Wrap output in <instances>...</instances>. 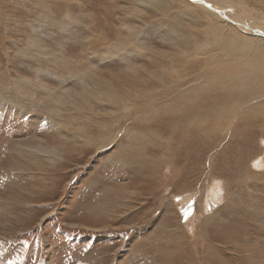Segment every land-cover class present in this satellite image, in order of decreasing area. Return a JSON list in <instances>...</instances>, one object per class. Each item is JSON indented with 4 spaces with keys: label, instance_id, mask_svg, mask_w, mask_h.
<instances>
[{
    "label": "rangeland",
    "instance_id": "1",
    "mask_svg": "<svg viewBox=\"0 0 264 264\" xmlns=\"http://www.w3.org/2000/svg\"><path fill=\"white\" fill-rule=\"evenodd\" d=\"M221 1L231 5L235 18L264 21V0ZM198 5L0 0V264H264V119L249 108L238 117L247 130L237 124V137L232 131L230 139L220 132L205 139L200 131L213 124L197 128L190 121L185 129L176 109L182 101L173 103L195 77L204 88L199 97L212 92L204 72L220 71L225 65L215 59H228H211L217 51L208 49L213 39L204 44L198 36L206 27L219 28ZM185 10L191 16H180ZM170 25L179 27V35ZM227 27L224 33L231 36L246 35ZM179 37L187 43L176 50L172 43ZM249 38L261 54L264 39ZM28 39H36L37 47L30 49ZM128 40L132 44L124 50H108ZM127 47L136 49L121 60ZM73 62L92 69L94 84L104 81L126 93L131 114L113 126L111 106L88 94L89 105L76 115L79 109L68 98L94 85L78 70L76 78L70 76ZM251 62L258 67L254 76L264 69V57L242 61ZM164 65L186 82L172 93L165 91L168 83H158ZM259 85L243 90L251 94ZM145 86L151 94L135 98ZM206 96L199 106L189 101L190 92L178 98L190 102L189 115L201 122L210 103ZM148 103H173L174 111L136 117L133 111L154 110ZM83 116L112 122L114 139H104L98 123L85 124ZM126 128L144 137L135 144L124 135ZM152 136L162 143L149 145Z\"/></svg>",
    "mask_w": 264,
    "mask_h": 264
},
{
    "label": "bare ground",
    "instance_id": "2",
    "mask_svg": "<svg viewBox=\"0 0 264 264\" xmlns=\"http://www.w3.org/2000/svg\"><path fill=\"white\" fill-rule=\"evenodd\" d=\"M191 2H193V1H191ZM193 3L199 4L198 5L199 10H200L201 14L203 15V17H205L207 20L209 19L211 22L215 23L219 27L216 31H210L209 27H206L207 29H204L203 33H201L202 36L200 34H198V36L200 38H202V40H203L202 42H204V44L209 39H211V38L213 39L214 42H212L208 46V49L211 52H213L214 50H217V51H216V54H214V57H211V59H215V57H220V56H225L228 59H227V62H224L220 58L215 59V61L219 62L220 65H222V66L225 65V67L223 69H221L220 71H215V70L211 71L209 69L206 72H204V75H205L204 79L207 80L205 85L208 84V85L214 86L215 87L213 90L214 92L213 91L208 92L209 90H207V91H205L204 94H202V97H199L198 91H199V89H202L203 87L199 88L198 82H196V79H198V78L195 77V78H193L192 81L191 80L189 81L190 83L192 82V84H189L188 87L183 89V91L179 90L180 93L177 92L178 94L174 95L173 99L175 102H173V103H175L176 106H178L177 104L181 103V101H182V103L180 105L181 107L176 108V109H179L180 112L178 110H175V111L180 113V114H177L178 118L186 119L184 122H182L183 127L185 129H186V125L188 123H190V121L197 124L196 125L197 128L200 126V123H212L213 124L212 129L201 130L200 131L201 133H199V135L204 137L205 139H208L209 137L210 138L213 137L212 135H215L218 132L224 134V137H226L228 135L227 138L230 139L232 137V135H229V133L230 132L232 133V131L234 132V137H237L238 136L237 131L234 130V128L237 124L242 128L243 131H245L249 128V127L247 128V124L243 125V121L240 120L241 118H238L239 113L241 111L246 112L247 110H249V108H251L250 110L254 111L253 115H252L254 118H256V116H258V117L261 116V119L262 120L264 119V103H260V102H264V98H263L264 97V74L262 73V72H264V69L261 71L255 70V72L257 74L254 76L253 70L256 66H253V62L249 63L247 66H246V64L242 63V61L245 63L247 59L253 58L255 56L264 57V48H262L264 46L259 47V49H260L259 51H261V54H256V52H255L256 49L253 51V49H252L253 45L251 46V42H255V41H253L249 38V36L253 35L255 37L258 36V37H261L264 39V37L261 36V34H264V21H259V20L258 21H252V19H251L250 20L251 22H249L248 20H244V19L240 20L238 18H235L234 14H232L228 11L232 8L231 5H229V3H227V2L223 3L221 0H195ZM174 13H176V12H174ZM179 14H180V16H182V15H186L187 17L191 16L190 13H188V11H186V10H185V12H181ZM247 17L245 19H247ZM200 19H203V18L201 17ZM163 20L165 21V18ZM169 21H170V19L167 22H169ZM199 23H201V22H199ZM230 24L233 25L234 27H236V29L239 30L240 32L246 34L247 36L243 35V36H237L236 37L235 35L231 36L230 34L224 33L225 30H223V29L228 28L227 25H230ZM177 27L178 26H176V25H170L169 28L171 29L170 31L176 32L179 35V30L177 29ZM204 33H206V34L203 37ZM248 34H251V35L248 36ZM130 38H132V41H134L133 36H131ZM132 41H130V40L126 41L127 44H125V42L124 43H122V42L115 43L113 46L108 47V50H110V51L111 50L122 51L125 49L126 46H128V42H131L129 44V45H131ZM256 42H260V41H256ZM27 43H28V45H29L28 47L30 49L37 47V45H38L36 39H28ZM183 43H185V44L187 43L186 39L179 37V41L178 42L175 41L172 44L174 45V47L175 46L178 47V49H176V50H180V47L182 46ZM193 43L194 42H191L190 48L194 50V54H195V56H197L196 54L198 53L199 49H197V47H193L192 46ZM194 45H195V43H194ZM188 47L189 46L185 45V48H188ZM130 48L132 50L128 48L129 51L127 52V54L125 56H121V58H120L121 60H125L127 58V56L130 54V51H134L136 49V47H134V48L130 47ZM108 50H106V51L108 52ZM182 55H184V54H182ZM184 56H186V55H184ZM195 56H194V58H195ZM197 60H198V58H197ZM193 61H194V59H193ZM209 61H211V60H209ZM207 63H209V62H207ZM196 64L199 65V62L198 61L193 62L192 65H190L189 69L187 68L188 71L189 70H195ZM64 65H65V63H64ZM80 65H82V64H80ZM182 66L184 67V65H182ZM204 66H207L206 63L204 64ZM244 66H245V68H243ZM65 67H66V65H65ZM155 68L159 69L158 65H155ZM205 68H207V67H205ZM256 68H258V67H256ZM76 70H78L77 76L78 77L86 76V78L92 82V84L94 85V88L90 89L91 91L86 90V93L78 94L81 97H79V96H76L74 98L69 97L68 100L71 101V103H69V104L71 106L75 107L77 110L79 109L78 114L75 113L78 116L80 115L81 111H85L84 106L89 105L86 102L87 98L85 95L92 94V97L95 101H98L100 103H106V104L110 105L113 112H114V113H111L110 116L116 122L113 121V123L112 122L105 123L104 119L99 121L97 118H96V120L91 121L86 116H83L84 117L83 121L85 122V124L98 123V127H100L103 132L104 131L106 132L104 139H108V140L114 139L112 136L110 137V134H112V131L114 130V128L111 129L110 124L112 123L113 126H116L118 124V122L122 119V117H124L127 114L128 111L130 113V110H129L130 108L127 105L131 101L129 99H127L128 95L126 93H121L120 91L114 89L110 85L107 86L108 84H106L104 81L98 80V85L94 84L96 79H89V77H91V74H93L92 73L93 71L91 68H89V66L88 67H85V66L81 67V66L76 65L75 62H73L72 69H68V71L70 73H72V75H70L71 77L76 78V74H75ZM176 71H177L176 69H175V71H173L172 67H169V65H164L158 72L159 77H160L158 83L160 84V87L163 88L164 85L168 83L167 88H170V89H165L166 92L172 93V90H174L173 87L179 89L180 87H182L186 84V82L181 81V79H176V77L178 76V75L176 76L174 74V73H176ZM195 73H197V71ZM198 74H200V73H198ZM196 76H198V75H196ZM173 79H176V80H173ZM258 82H260L259 87L256 90H254L253 93H251V94L247 93L248 94L247 95L246 94L247 91L243 90V89H246L248 87L250 88L254 84H258ZM225 85H228V86H225ZM140 88L141 89H139L138 91H141V93L135 94V98L142 99V96H148V94H151V93H149L152 91L151 88L149 89L147 86L140 87ZM191 89H193V90H191ZM203 90H204V88H203ZM189 92L194 95V97L192 99H190L189 101L191 103L195 102L193 104H195L196 106H199L200 104H202L199 101L206 95H207L206 99H209V101H210V103H208L209 107L207 109H205V111L203 112V120L201 122L199 120L200 116L191 117L189 115V113L194 111V109L190 108V105L187 106L188 103H190V102H187V100H185V99L178 98V97H182V96H185V98H186L187 95L189 94ZM197 96H198V98H197ZM76 98H79V100L77 99V102H73L76 100ZM215 101H217V103H211V102H215ZM173 103H163V104H161V103H148L147 107L151 106L154 110H145L144 113L139 112V111H133V113L135 114L136 117H140L142 115H150L152 113L157 114L159 112L170 113L171 111H174L172 108H170V107H173ZM61 106H63V103ZM63 108H65V107H63ZM89 108L90 107H88L86 109V112H84L86 115L90 114L88 111ZM208 119H210V120H208ZM106 120H108V119H106ZM252 124H253V122L248 126L251 127ZM189 127H190V124L188 125V128ZM123 133L125 136L128 135V137H130V141L132 140L135 144H136V140H140L141 138L144 137V134H142L139 131H136L134 129L131 130L130 128L124 129ZM116 135H117V132L114 135V137H116ZM88 139H90V137ZM149 139H152V141L150 142L149 145L156 146V145H159L160 143H162L160 141V139H154L153 136L150 137ZM154 163H156V161H154Z\"/></svg>",
    "mask_w": 264,
    "mask_h": 264
},
{
    "label": "water",
    "instance_id": "3",
    "mask_svg": "<svg viewBox=\"0 0 264 264\" xmlns=\"http://www.w3.org/2000/svg\"><path fill=\"white\" fill-rule=\"evenodd\" d=\"M190 1H193V2H194L195 0H190ZM261 36H263V37H264V34H261Z\"/></svg>",
    "mask_w": 264,
    "mask_h": 264
}]
</instances>
